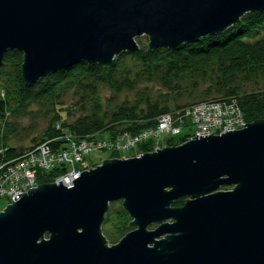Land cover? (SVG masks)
<instances>
[{
    "label": "water",
    "instance_id": "obj_1",
    "mask_svg": "<svg viewBox=\"0 0 264 264\" xmlns=\"http://www.w3.org/2000/svg\"><path fill=\"white\" fill-rule=\"evenodd\" d=\"M262 11L264 0H0V66L20 53L31 87L79 63L112 68L142 36L147 52L174 51ZM240 127L18 194L0 212V264H264V121ZM116 202L132 231L109 247Z\"/></svg>",
    "mask_w": 264,
    "mask_h": 264
},
{
    "label": "trees",
    "instance_id": "obj_2",
    "mask_svg": "<svg viewBox=\"0 0 264 264\" xmlns=\"http://www.w3.org/2000/svg\"><path fill=\"white\" fill-rule=\"evenodd\" d=\"M128 60L129 65L126 64ZM21 63L20 53L8 51L3 55L0 66V167L15 162L24 152L45 142L51 141L50 147L54 150L65 143L62 140L63 132L79 139L87 138V141L103 133L107 134V139H104L107 141H113L124 133L134 137L153 128L159 116L201 102L234 99L245 124L264 121V90L247 92L242 87V84L250 81L251 75L257 72L264 74V11L246 14L221 35L182 45L174 51L158 49L147 52L139 47L135 53L117 56L112 68L79 63L49 75L31 87L21 80ZM208 77L212 89L210 92L217 97L184 106L170 109L166 101L161 102L163 106L159 102L151 103L145 91L139 93L140 86L153 82L165 91H174L181 82H196ZM99 88L114 94L135 91L138 101L132 106L123 103L110 112L108 118L101 114L99 104L94 102L91 112L79 117L74 123L61 122L55 116L43 139L34 146L25 150L8 146L9 137L14 133L12 120L29 115L31 106L45 107L73 89L92 99ZM209 94L205 93V96ZM141 106L145 108L141 109ZM187 131L184 130L182 137H178L175 142H168V145L183 143ZM148 145H140L138 152L145 154L151 151ZM65 173L66 168L62 166L50 172L38 171L36 181L38 185L52 184ZM184 201L176 200L172 207H181ZM111 207L110 204L101 233L108 243L114 245L131 229L130 220L122 208L112 210Z\"/></svg>",
    "mask_w": 264,
    "mask_h": 264
},
{
    "label": "built area",
    "instance_id": "obj_3",
    "mask_svg": "<svg viewBox=\"0 0 264 264\" xmlns=\"http://www.w3.org/2000/svg\"><path fill=\"white\" fill-rule=\"evenodd\" d=\"M185 124L187 126H184ZM244 124L236 102L230 99L223 102H201L161 115L156 118L153 128L134 137L124 133L113 141H95V136L94 139L90 137L91 141H87V138L79 139L63 132L62 140L65 142L63 145L52 150L51 141L45 142L24 152L15 162L0 167V199H4L9 205L19 200L18 194L36 188L38 171L50 172L62 166L66 168V173L54 183L66 178L72 181L78 175L74 172L75 165L82 164L86 155L93 151H101L105 146L118 156L133 152L131 158H138L143 154L134 153L144 143H149L151 151L145 154H150L163 148L180 146L196 136L211 135L212 131L214 136L227 131H238L243 129L240 126ZM184 130H188L187 136L184 137L185 141L169 146L168 142H175L178 137H182ZM131 158L121 156L116 159Z\"/></svg>",
    "mask_w": 264,
    "mask_h": 264
},
{
    "label": "rangeland",
    "instance_id": "obj_4",
    "mask_svg": "<svg viewBox=\"0 0 264 264\" xmlns=\"http://www.w3.org/2000/svg\"><path fill=\"white\" fill-rule=\"evenodd\" d=\"M135 43L138 47L144 48L148 43V39L145 36L135 39ZM129 65V60L126 62ZM249 82L242 84V87L247 92L263 91L264 90V74L257 72L251 75ZM210 79L209 77L204 80H197L196 82H181L175 88L174 91H165L159 87L156 83H149L139 87V93L145 91L146 98L151 102L166 101V106L170 109L175 106H184L192 104L201 100H209L216 98L213 93L210 92ZM205 93H210L205 96ZM138 101L137 93L135 91H123L119 94H114L105 88H99L96 97L89 98L75 89L66 92L58 100H55L52 104H48L45 107L31 106L29 109V115L12 120V129L14 133L10 135L8 146L18 148L21 150L28 149L38 143L50 126L51 120L58 116L61 122L67 124L74 123L79 117L88 115L91 112L92 103L96 102L100 106L101 114L109 116L110 112H113L117 107L123 103H127L129 106L134 105ZM144 109V106L140 107ZM108 119H106V122ZM59 127L60 124H57ZM56 127V126H55ZM107 139V134H97L95 141H101ZM138 149V148H137ZM138 150L135 151V155L138 154ZM126 158H131L132 153L124 154ZM116 153H111L107 146L101 151L91 152L85 156L84 162L79 165H75L74 172L79 173L86 170H91L96 166H99L104 160H112L119 158ZM38 185V184H37ZM8 202L4 199H0V212L7 206ZM112 210L121 208V203L116 202L111 204ZM130 230L129 232H131ZM128 232V233H129ZM103 235V234H102ZM104 237V235H103ZM123 238V237H122ZM106 240V238H105ZM117 241V240H116ZM118 240L116 244L119 242ZM107 242V241H106ZM114 244V245H116ZM109 247L113 246L107 242Z\"/></svg>",
    "mask_w": 264,
    "mask_h": 264
},
{
    "label": "bare ground",
    "instance_id": "obj_5",
    "mask_svg": "<svg viewBox=\"0 0 264 264\" xmlns=\"http://www.w3.org/2000/svg\"><path fill=\"white\" fill-rule=\"evenodd\" d=\"M63 185H69L71 183L70 178H66L65 180L60 181Z\"/></svg>",
    "mask_w": 264,
    "mask_h": 264
}]
</instances>
